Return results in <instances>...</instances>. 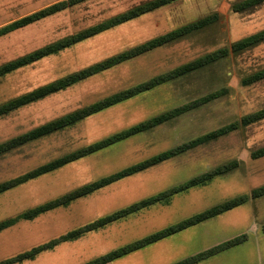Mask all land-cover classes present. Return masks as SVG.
<instances>
[{
  "label": "rangeland",
  "instance_id": "obj_1",
  "mask_svg": "<svg viewBox=\"0 0 264 264\" xmlns=\"http://www.w3.org/2000/svg\"><path fill=\"white\" fill-rule=\"evenodd\" d=\"M59 1L62 0H0V27ZM146 1L149 0H84L11 31L0 36V65ZM242 1L245 0H177L1 76L0 104L213 14L211 22L171 43L0 116V144L218 49L231 48L233 42L263 30L264 2L235 10L233 6ZM261 69H264V41L244 50H230L228 56L94 113L70 127L0 153L1 183L150 117L216 93L211 100L152 129L1 193V221L164 150L237 123L234 130L223 136L77 198L68 206L52 209L31 221L20 219L13 224L15 226H10L11 230L0 233V261L237 160L238 166L204 185L178 192L166 203L153 204L87 232L75 241L61 242L53 251H42L33 258L35 260L19 264H78L241 195L248 197L244 204L193 225L174 239L153 242L151 247H148L151 244L146 245L114 264H144L146 259L155 263L160 247L172 251L159 259L162 262L172 259L179 251L193 254L243 232L247 240L250 237L248 242L197 264H263L264 195L254 197L252 192L264 184V156L253 158L251 153L264 147V118L242 123V117L264 108V78L251 84L242 82ZM254 221L257 228L251 227ZM257 236H261L258 244L254 241ZM41 239L44 240L38 245L26 249V245Z\"/></svg>",
  "mask_w": 264,
  "mask_h": 264
},
{
  "label": "trees",
  "instance_id": "obj_2",
  "mask_svg": "<svg viewBox=\"0 0 264 264\" xmlns=\"http://www.w3.org/2000/svg\"><path fill=\"white\" fill-rule=\"evenodd\" d=\"M84 0H62L51 4L47 7H44L36 12L25 15L21 18L11 21L10 23L0 27V36L5 35L11 31L22 28L26 25H29L39 19H42L50 14L63 10L69 6L76 5ZM177 0H149L140 4L135 5L134 7L117 14L109 19H106L96 25H93L87 29H83L75 34L66 36L49 44H46L40 48H37L31 52H28L24 55H21L13 60L7 61L0 65V77L4 76L18 68L27 66L31 63H34L46 56L56 54L59 51L70 47L71 45L80 42L88 37L94 36L99 32L107 30L111 27H114L118 24L124 23L131 19H134L144 13L150 12L156 8L162 7L164 5L170 4ZM264 2V0H245L236 5H234L235 10H241L248 8L253 5H257ZM213 20V14L197 19L188 24L182 25L178 28H175L169 32L151 38L141 44L133 46L127 50L119 52L113 56H110L102 61L96 62L90 66L84 67L82 69L71 72L65 76L59 77L47 84L36 87L28 92L21 94L20 96L14 97L10 100H7L0 104V116H4L11 111L19 109L23 106L29 105L33 102L39 101L48 95L56 93L58 91L64 90L71 85L78 83L94 74L102 72L106 69H109L117 64H120L126 60L134 58L136 56L147 53L153 49L164 46L168 43H171L178 38L189 34L195 29H198ZM264 41V29L260 30L250 36H247L241 40L235 41L232 43L231 48H221L210 54H207L203 57H200L194 61L178 66L166 73L157 75L147 81L140 82L134 86H131L122 91H118L114 94L106 96L98 101H95L89 105L78 108L74 111L68 112L58 118L52 119L46 123L35 126L34 128L20 134L19 136L13 137L0 144V153L8 151L12 148L20 146L22 144L28 143L30 141L39 139L43 136H47L53 132L65 129L76 124L78 121L97 113L103 109H106L112 105H115L123 100L131 98L137 94H140L144 91H147L159 84H162L166 81H169L173 78H176L180 75H183L186 72L194 70L204 64H207L210 61L219 59L223 56H228L229 51H240L247 49L253 45H256ZM264 78V69L255 71L248 76H246L242 82L243 84H251L258 80ZM216 96V93H210L203 97L197 98L189 103L177 106L166 112H162L158 115L150 117L146 120H143L137 124H134L126 129H123L119 132H116L108 137H105L101 140L91 143L88 146L80 148L78 150L67 153L61 157L55 158L49 162L41 164L34 169L27 171L15 178L6 180L0 183V194L15 187L22 183L27 182L30 179H34L43 174L52 172L70 162H73L77 159H80L84 156L92 154L96 151L109 147L119 141L127 139L131 136L137 135L149 129H152L159 124L166 122L167 120L184 113L191 108L199 106ZM264 118V108L258 110L254 113H250L242 117V123L248 124L254 122L258 119ZM237 127V123L226 125L224 127L218 128L216 130L210 131L202 136L191 139L187 142L181 143L177 146H174L170 149L164 150L158 154H155L149 158L138 161L134 164L126 166L110 175L103 176L97 180L86 183L73 191L62 195L53 200H49L45 203L39 204L31 209H28L14 217L0 221V231L12 226L20 219L33 220L38 217L40 214L55 209L61 206H68L72 201L77 198L87 196L113 182H116L122 178L131 176L133 174L147 170L148 168L155 166L159 163H162L174 156H177L181 153H184L188 149L196 147L197 145L203 144L210 140L216 139L220 136L225 135L226 133L234 130ZM253 158H259L264 156V147L257 149L251 153ZM238 166V161L234 160L230 163L218 166L217 168L207 171L201 175L195 176L188 181L173 186L169 189H166L162 192H159L150 197L141 199L137 202H134L124 208L116 210L112 213L101 216L90 223L85 224L79 228L70 230L57 238H54L46 243L35 246L30 250L16 254L13 257L7 258L0 261V264H14L19 263L24 260L35 258L40 252L48 249L54 248L61 242L64 241H73L87 232L100 229L112 222H115L123 217H126L130 214L136 213L144 208H147L153 204L163 202H168L176 193L186 191L195 186H201L206 184L208 181L213 179L215 176L222 173L228 172ZM264 195V184L256 188L252 192V196L259 197ZM248 197L246 195H241L219 204H216L204 211L196 213L190 217L184 218L174 224H170L167 227H164L160 230H157L149 235H146L140 239L134 240L130 243H127L123 246L115 248L107 253H104L100 256H97L89 261H86L82 264H107L112 262L122 256H125L129 253H132L146 245H149L153 242H156L162 238L175 234L179 231H182L193 225L202 223L208 219L216 217L228 210H231L239 205L244 204L247 201ZM264 231V225L262 226ZM247 240V234L243 233L237 235L231 239H228L224 242H221L217 245H214L210 248H207L203 251H200L196 254L183 258L172 264H197L200 261L209 258L215 254L221 253L225 250H228L232 247H235L239 244L244 243ZM264 264V263H263Z\"/></svg>",
  "mask_w": 264,
  "mask_h": 264
},
{
  "label": "crops",
  "instance_id": "obj_3",
  "mask_svg": "<svg viewBox=\"0 0 264 264\" xmlns=\"http://www.w3.org/2000/svg\"><path fill=\"white\" fill-rule=\"evenodd\" d=\"M121 180V179H120ZM119 181V180H118ZM52 211V210H51ZM51 211H47L46 213H44V214H41V216L42 215H45V214H48V212H51ZM116 211V210H115ZM114 212V211H113ZM18 213H20V212H18ZM226 213V212H225ZM107 214H109V213H107ZM18 215V214H17ZM106 215V214H105ZM10 217H12V216H10V215H8V216H6V219H8V218H10ZM238 218H240V217H238ZM5 219V218H4ZM240 219H244V217H241ZM2 221V220H1ZM22 221H31V220H22ZM21 222V221H20ZM18 223V222H17ZM16 223V224H17ZM15 224V225H16ZM172 224V223H171ZM15 225H13V226H15ZM170 225V224H169ZM12 226V227H13ZM166 226H168V225H166ZM197 227V226H196ZM251 227H253V228H257V222H253L252 223V225H251ZM193 228V227H192ZM191 227L190 228H188V229H185V230H183V231H181V232H178V233H175V234H173V235H171V236H169V237H167V238H164V239H162V240H160V241H157V242H162L163 240L165 241V240H171V239H174V238H176L179 234H181V233H183V232H185L186 230H189V229H192ZM249 229H251V228H249ZM7 230H11V227L10 228H7V229H4L3 231H1L0 233H3V232H6ZM68 231V230H67ZM67 231H65V232H67ZM64 233V232H63ZM244 233V232H243ZM246 233V232H245ZM262 233H264V231L262 232ZM242 234V233H241ZM240 235V234H239ZM260 238H261V236L260 237H256L255 239H254V241H255V243H259L260 242ZM16 239V238H15ZM14 239V240H15ZM44 239H46V238H44ZM44 239H41V240H39V241H36V242H33V243H30V244H28V245H26L25 247H26V249L29 247V246H35V245H38L39 243H40V241H43ZM228 239H231V238H228ZM228 239H226V240H228ZM226 240H221L220 242H217V244H219V243H221V242H224V241H226ZM250 240V237H249V239L246 241V242H248ZM73 241H75V240H73ZM68 242V241H67ZM69 242H72V241H69ZM25 243V242H24ZM42 243V242H41ZM129 243V242H128ZM126 244H127V242H126ZM217 244H215V245H217ZM125 245V244H124ZM31 246V247H32ZM121 246H123V245H121ZM151 246H154V244L152 245H150V246H148V247H151ZM57 247V246H56ZM120 247V246H119ZM116 248V247H115ZM115 248H113V249H115ZM118 248V247H117ZM22 249V248H21ZM55 248H52V249H48V250H46V251H43V252H49V251H53ZM113 249H110V250H108V251H105V252H103V253H101V254H98V255H96V256H92L91 258H88V259H86V260H84V261H82V262H80V263H78V264H82V263H84V262H86V261H89V260H91V259H93V258H95V257H97V256H100V255H102V254H104V253H107V252H109V251H111V250H113ZM149 249V248H148ZM205 249H207V248H205ZM231 249V248H230ZM145 250V249H144ZM147 250V249H146ZM204 250V249H203ZM203 250H200V251H203ZM229 250V249H228ZM258 250H259V248H258ZM143 251V250H142ZM200 251H198V252H200ZM226 251V250H225ZM43 252H41V254L43 253ZM180 253H178L176 256H174L172 259H169V260H165V261H162V262H160L159 261V259L160 258H162L164 255H167V254H171L172 253V251H165L164 249H162V247H160L159 249H158V255H157V257H158V260L155 262V263H153V262H151L150 261V259H146L145 260V263L144 264H172V263H174V262H177V261H179V260H181V259H183V258H186V257H188V256H191V255H193V254H196V253H198V252H196V253H193V254H190L189 252H184V251H179ZM224 252V251H223ZM127 257H130L131 256V254H128V255H126ZM37 258V257H36ZM126 257L124 256V257H121V258H119V259H117V260H114V261H112V262H109V263H107V264H114L115 262H119V261H121V260H123V259H125ZM213 258V257H212ZM32 260H35V259H32ZM31 260V261H32ZM25 261H27V260H25ZM25 261H23V262H25ZM173 261V262H172ZM22 262V263H23ZM19 264V263H18Z\"/></svg>",
  "mask_w": 264,
  "mask_h": 264
}]
</instances>
